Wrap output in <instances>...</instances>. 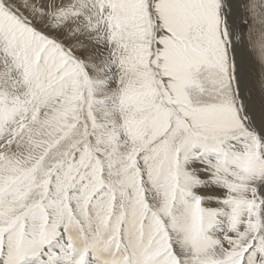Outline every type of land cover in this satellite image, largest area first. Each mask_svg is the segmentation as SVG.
I'll return each instance as SVG.
<instances>
[{
	"label": "snow or ice",
	"instance_id": "snow-or-ice-1",
	"mask_svg": "<svg viewBox=\"0 0 264 264\" xmlns=\"http://www.w3.org/2000/svg\"><path fill=\"white\" fill-rule=\"evenodd\" d=\"M0 264H264V0H0Z\"/></svg>",
	"mask_w": 264,
	"mask_h": 264
}]
</instances>
